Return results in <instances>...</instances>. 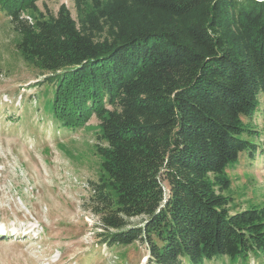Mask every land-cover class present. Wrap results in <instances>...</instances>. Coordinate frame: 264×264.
<instances>
[{
  "label": "trees",
  "instance_id": "trees-1",
  "mask_svg": "<svg viewBox=\"0 0 264 264\" xmlns=\"http://www.w3.org/2000/svg\"><path fill=\"white\" fill-rule=\"evenodd\" d=\"M39 1L0 0V12L47 74L49 124L98 121L87 208L99 245L145 244L148 264H264V207L229 213L223 195L225 171L256 151L264 0H71L91 7L79 26Z\"/></svg>",
  "mask_w": 264,
  "mask_h": 264
},
{
  "label": "rangeland",
  "instance_id": "rangeland-1",
  "mask_svg": "<svg viewBox=\"0 0 264 264\" xmlns=\"http://www.w3.org/2000/svg\"><path fill=\"white\" fill-rule=\"evenodd\" d=\"M61 5L78 26L91 12L88 4L77 9L71 0H41L37 13L55 16ZM17 42L0 12V264H148L145 244L99 245L102 230L87 208L88 184L100 175L98 121L91 117L67 132L51 126L42 104L51 96L41 85L47 74L23 60ZM259 102L249 139L256 151L225 171L229 213L264 207V95ZM142 222L133 218L128 226Z\"/></svg>",
  "mask_w": 264,
  "mask_h": 264
}]
</instances>
